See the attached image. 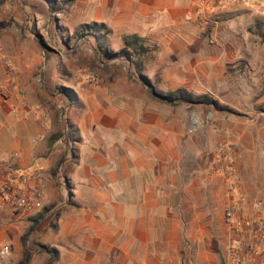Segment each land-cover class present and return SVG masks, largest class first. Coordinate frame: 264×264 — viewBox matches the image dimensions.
I'll use <instances>...</instances> for the list:
<instances>
[{
  "label": "crops",
  "instance_id": "1",
  "mask_svg": "<svg viewBox=\"0 0 264 264\" xmlns=\"http://www.w3.org/2000/svg\"><path fill=\"white\" fill-rule=\"evenodd\" d=\"M249 1L71 0L73 10L59 26L73 37L69 32L79 27L105 25L104 40L90 34L85 40L102 50L108 42L114 52L137 36L144 51L134 64L166 95L180 89L162 86L186 84V69L205 64L194 56L203 54L211 30L198 23L201 4L231 19L248 10ZM18 12L11 0L0 4V244L11 245L0 264H233L232 242L256 240L251 223L238 237L224 215L230 204L241 206L248 222L264 214V125L246 116L209 123L205 131L203 120L182 106L188 101L161 100L139 78L96 84L68 78L59 88L72 87L70 99L39 74L43 48L23 40L14 24L3 25L19 20ZM37 16L38 24L50 17ZM196 119L198 128L189 133ZM220 141L238 156L232 191L211 172ZM10 159L12 167L4 162ZM36 169L44 207L15 211L2 188L9 178L18 184V176L28 185L26 175ZM26 253L30 259L22 263ZM263 263L253 256L245 264Z\"/></svg>",
  "mask_w": 264,
  "mask_h": 264
},
{
  "label": "rangeland",
  "instance_id": "2",
  "mask_svg": "<svg viewBox=\"0 0 264 264\" xmlns=\"http://www.w3.org/2000/svg\"><path fill=\"white\" fill-rule=\"evenodd\" d=\"M11 2L15 9L19 10V20L12 17L3 25L14 24L20 30L22 39L38 48L40 46L36 38L40 37L50 52L55 50L60 52L63 49L67 52L61 51L58 55L51 53L50 59L46 60L45 57L44 63L39 67L41 77L46 78V81L49 78L53 82L50 86L54 91L64 92L59 85L68 78L71 80L75 77L83 78V82L96 84V79L99 78L132 80L138 79L139 74H142L135 64L126 59L110 60L113 62L106 64V59L101 53L102 49L95 40H85L87 36H83L84 26L77 28V31L69 32L70 35L74 33L73 37L68 36L67 30L59 26V21L73 10L71 0H55L56 6L61 7L62 10L53 12L45 0H11ZM38 13H46L50 17L49 19L43 17L42 22L38 24ZM234 13L231 19L220 18L216 11L213 13L217 24L205 33L207 41L203 54H198V57L194 55L199 61L205 59L204 66L193 68L192 71L186 69L188 76H186V84L182 86L161 87L166 91L179 88L188 93L192 100L182 106L186 107L189 117L193 118L196 115L203 120L205 131L208 130L209 123L224 125L225 120H244L246 116L254 117L258 125H264V114L260 112L264 110V0H250L248 10ZM223 22L226 23L222 25ZM57 30L61 33L56 34ZM220 30L222 33L217 35ZM108 45L106 42V49L116 53L110 50ZM114 49H118L117 44ZM162 72L163 70L158 76ZM149 82L155 90L159 88L150 80ZM68 87L70 86H63L64 89H73ZM149 93L151 94L150 91ZM177 95L179 96L178 93Z\"/></svg>",
  "mask_w": 264,
  "mask_h": 264
},
{
  "label": "built area",
  "instance_id": "3",
  "mask_svg": "<svg viewBox=\"0 0 264 264\" xmlns=\"http://www.w3.org/2000/svg\"><path fill=\"white\" fill-rule=\"evenodd\" d=\"M215 10L209 8L206 2L202 3L199 8L198 23L204 29H212L217 24V20L213 17ZM198 120H193L189 133L194 132L198 128ZM236 152L232 145L226 141L218 142L214 158L212 161L211 172L214 175H222L228 185L230 191L234 190L233 165L236 161ZM10 167L13 160H4ZM24 177V175L22 176ZM19 183H13L9 180L2 188V199L8 201L15 211L35 212L43 209L45 202V193L39 177V169L26 175L28 185L23 184L21 176H18ZM34 181V183H33ZM241 206L228 205L226 207L224 219L228 229L240 237L245 229L244 227L251 223L253 225L254 241H242L235 239L231 245V256L233 264H245L253 256H260L264 259V214L259 218L248 222L239 215ZM11 255V245L0 244V259L5 260ZM264 264V263H263Z\"/></svg>",
  "mask_w": 264,
  "mask_h": 264
},
{
  "label": "trees",
  "instance_id": "4",
  "mask_svg": "<svg viewBox=\"0 0 264 264\" xmlns=\"http://www.w3.org/2000/svg\"><path fill=\"white\" fill-rule=\"evenodd\" d=\"M47 2V4L50 7V10L53 12L54 10H62L61 7L56 6L55 0H45ZM5 2V0H0V4H3ZM83 36L84 35H91L94 36L95 38L104 40L106 38V27L105 25H86L83 27ZM88 33V34H86ZM140 39L137 36L132 37V41L128 40L126 41L125 47L116 53H112L110 51H108L107 49L102 50V55L104 56V58L108 61L110 60H115V59H126L127 61H130L132 64H134V58L138 55H140V53L142 51H144V48L140 45L139 43ZM36 42L38 43V45L43 48V50L45 51V57L46 60H49L51 57L50 51L47 47V45L45 44L44 40L40 37L36 38ZM103 48V47H100ZM139 78L141 80H143L145 82V85L149 88V91L151 92V94H158L161 95L165 98V100L167 102H175L177 99H181V100H186V101H191V97L190 95L188 96V93H185V91L183 90H178L176 92H171L168 93L166 95H162L160 93H158L155 88L150 84L149 80L142 74H139ZM64 92L67 93V95L69 96L70 99H72L74 93L72 90L70 89H62ZM177 93L179 94V96L177 95ZM185 96H184V95ZM187 95V96H186ZM62 136V134L58 133L56 135H54L50 141V149L52 148L53 144ZM66 141H67V145L71 146V144L74 141V136L73 133L71 131L70 128L67 129L66 131ZM49 253H52V250H48ZM30 259V255L28 253L25 254L24 256V260L22 263L27 262Z\"/></svg>",
  "mask_w": 264,
  "mask_h": 264
},
{
  "label": "water",
  "instance_id": "5",
  "mask_svg": "<svg viewBox=\"0 0 264 264\" xmlns=\"http://www.w3.org/2000/svg\"><path fill=\"white\" fill-rule=\"evenodd\" d=\"M139 79H140V78H139ZM140 80H141V79H140ZM141 81L145 84V82H144L143 80H141ZM154 96L157 97V98H159V99H161V100H165V98H164L163 96H161V95L154 94ZM260 112L264 114V110H263V111H260Z\"/></svg>",
  "mask_w": 264,
  "mask_h": 264
}]
</instances>
